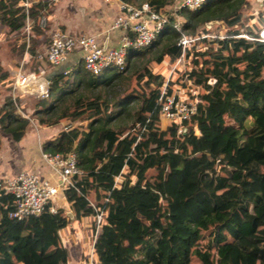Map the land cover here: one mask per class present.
<instances>
[{
	"label": "trees",
	"instance_id": "trees-1",
	"mask_svg": "<svg viewBox=\"0 0 264 264\" xmlns=\"http://www.w3.org/2000/svg\"><path fill=\"white\" fill-rule=\"evenodd\" d=\"M43 1L26 11L25 0H0V36L19 34L29 23V37L42 38ZM145 1L158 13L173 3ZM252 1L207 0L196 11L177 10L150 46L127 55L122 72L95 76L79 63L51 79L52 100L37 101L38 126L84 122L41 149L76 154L79 174L66 201L76 218L91 215L94 227L101 214L91 237L98 264H264V42L258 40L264 10L254 14ZM29 37H21L16 56L29 52L28 70L44 71ZM182 38L198 41L183 50ZM0 82L10 91L1 65ZM125 84L112 116L108 98ZM96 90L103 99L89 94ZM180 95L197 100L183 134L160 112L166 97ZM16 105L23 109L20 98L4 99L0 131L19 143L29 121L15 115ZM12 208L0 187V264H68L58 236L69 222L65 211L18 222L8 218Z\"/></svg>",
	"mask_w": 264,
	"mask_h": 264
},
{
	"label": "built area",
	"instance_id": "built-area-1",
	"mask_svg": "<svg viewBox=\"0 0 264 264\" xmlns=\"http://www.w3.org/2000/svg\"><path fill=\"white\" fill-rule=\"evenodd\" d=\"M106 4H115L118 14L115 17L110 30L119 32L118 45L109 48L105 43L99 42V35H72L59 29L51 32L49 43L45 49L36 52L35 60L45 64L49 68L58 69L67 64L70 58L76 55L77 64H82L84 69L92 75H101L105 71L115 69L122 72L127 64V55L132 51L142 50L150 46L163 32L168 21V15H174L177 10L186 9L196 11L206 4L207 0H178L169 12L165 10L161 13L156 12L143 2L139 6H134L122 0H103ZM259 2V0H254ZM23 7L27 11L29 8L28 0H25ZM40 26H45V18L41 16ZM178 26V20L175 27ZM211 26H217L210 24ZM29 31V23H26L25 30ZM239 37L247 38L243 33ZM258 40L264 42V27L258 33ZM198 41L182 38L178 45L183 50L192 43ZM34 58L28 52L16 70L11 83L9 96L13 101L19 94L35 95L40 99H48L49 83L47 81L46 70L38 73L26 69ZM182 63V61H181ZM68 70L63 73L66 75ZM162 119L165 123H176L179 126L178 134L186 131L185 123L190 121L197 112V100L189 99L180 95L168 96L165 98L160 109ZM15 115L28 120L33 124L32 119L24 115L16 105ZM72 128L70 124H65L63 130ZM41 147V145H40ZM41 160L44 164L45 175L40 171H21L12 177L0 179V187L4 194L13 198V208L8 213V218L18 222H26L36 219L48 212L56 214L59 209L58 200L66 199V191L75 189V177L79 174L77 167V157L74 152L65 156L48 155L40 151ZM119 177L115 178V183ZM90 207L94 209L93 205ZM102 216H95L94 239L100 225ZM93 254V248H92ZM90 264H93L90 262Z\"/></svg>",
	"mask_w": 264,
	"mask_h": 264
},
{
	"label": "crops",
	"instance_id": "crops-1",
	"mask_svg": "<svg viewBox=\"0 0 264 264\" xmlns=\"http://www.w3.org/2000/svg\"><path fill=\"white\" fill-rule=\"evenodd\" d=\"M37 1L38 0H28L29 6ZM45 4L46 6L42 12V16L45 18V26H40V28H46L47 31L44 36L39 39L34 37L33 34L29 37L28 31L26 33V37H29L26 38L27 47H32L37 52L42 51L47 47L51 32L56 29L78 36L97 34L99 35V42H106L109 48H114L118 45L119 32L110 30L118 14V9L115 4H106L103 0H46ZM76 60V55L70 58L69 62L66 64L67 70L73 69L74 66L77 65ZM0 65L2 69L8 73L9 78L13 80V76L19 68V65L13 66L11 63L5 64L1 62V60ZM26 69H28V66ZM57 70L58 69H52L47 66L46 73L49 76ZM2 86L3 84L0 82V89H2ZM25 96L26 95L19 94L17 98H20L22 102V98ZM6 97L2 94V91H0V106L3 105V101ZM49 129L58 130L59 125L50 127ZM3 144L5 146L3 147L2 145L0 147V179L12 177L21 171H40L42 175L46 174L44 164L41 160V147L39 144L35 146L33 135L30 134L29 131L19 143L10 141ZM71 205L72 204L68 203L65 198H60L58 200L59 208L63 209L69 218L67 226L71 225L70 220H74L75 223L73 222V225H80L76 226L77 232L74 235L71 234L70 229L69 233L73 236L71 241L67 243L64 241L62 242L69 253L68 264H90V262L98 264L92 254L91 237L94 230V218L92 217L93 220L91 221L93 230L90 228L88 233L85 232V221H76L78 218L75 217ZM63 229L58 232L59 239L64 238L67 240V233L64 232L65 230ZM83 250L87 252V257H84V259Z\"/></svg>",
	"mask_w": 264,
	"mask_h": 264
},
{
	"label": "rangeland",
	"instance_id": "rangeland-1",
	"mask_svg": "<svg viewBox=\"0 0 264 264\" xmlns=\"http://www.w3.org/2000/svg\"><path fill=\"white\" fill-rule=\"evenodd\" d=\"M177 1L178 0H173V3L172 5L170 6H166L165 7V11L166 12H169L170 8L172 6H175L177 4ZM141 2H146L145 0L144 1H140V2H137V3H141ZM135 4V3H134ZM251 10L254 14L258 13L259 11L261 10H264V0H259V2H255V1H252V7H251ZM244 21H243V26L246 25V19H247V14H244V17H243ZM211 30L214 31L215 30V27H212L211 26ZM47 31V30H46ZM26 31H22L21 33L19 34H15L14 36H10V37H5V36H0V60L1 62L7 64V63H11L13 66H18V64L21 63L23 57H24V54L23 56L18 60L17 58V48L20 44V39L22 36L25 35V37L27 36L26 35ZM49 43V41H48ZM48 45V44H47ZM27 52V51H26ZM29 53V52H28ZM30 54V53H29ZM19 62V63H18ZM116 73V70L113 69V70H110V71H105L102 73V76H110V75H113ZM75 78V75H72V79ZM126 87V84L125 86L122 85L121 88H117L116 90L114 89L113 90V94H110V97L108 98V111L107 113H110L112 116H115L117 111H118V108L119 107H113L114 103H116V101H118V99H122L124 94L127 93V90L125 92H123V89ZM0 91H2V94L6 97L9 95V92L10 91H7V88L5 86H2V89H0ZM90 95H97L98 98H101L103 99V94L101 91L99 90H96L94 91L93 93H89ZM87 94V96L89 95ZM52 100V97L51 95L49 96L48 100ZM39 100V97L35 96V95H26L25 97L22 98V106H23V109H21V112L26 115L28 118L32 119V121L34 122L33 124H29V129L28 131L30 132V134L33 135V138H34V141H35V146H38L41 145L49 140L52 139V137H55L56 134L59 132V131H63V126L65 124H70L72 127H83L84 128V122L83 123H80V121H77V122H65V123H62L59 125V129L58 130H53V129H49L50 127H42L41 126L39 127L35 121V117H34V111H35V106H36V103L37 101ZM132 106H134L136 103H131ZM127 123V122H126ZM125 124V123H124ZM62 125V126H61ZM61 126V127H60ZM46 128V129H45ZM5 142H10V140L0 131V147L3 145V147L5 146L3 143ZM93 220L92 216L89 215V216H84V217H80L78 218L76 221L78 222H82V221H85V224H84V231L88 233V231L90 230V228H92V223L91 221ZM71 221V225H68L66 226L63 230H65L64 232L67 233V237L68 239H64V238H61V243L64 241V242H68V241H71L72 239V235L71 234H75L77 232V229H76V226H80V225H73V222L74 220H70ZM75 223V222H74ZM202 227L205 229L206 226L205 224L202 225ZM70 229H71V234L69 233L70 232ZM93 230V228H92ZM63 245V243H62ZM64 246V245H63ZM65 247V246H64ZM83 252V259L84 257L86 258L87 257V252L86 251H82ZM94 256V255H93ZM95 259V258H94Z\"/></svg>",
	"mask_w": 264,
	"mask_h": 264
},
{
	"label": "water",
	"instance_id": "water-1",
	"mask_svg": "<svg viewBox=\"0 0 264 264\" xmlns=\"http://www.w3.org/2000/svg\"><path fill=\"white\" fill-rule=\"evenodd\" d=\"M67 69V65H63L61 67L58 68V70L56 72H54L53 74L47 76V81L50 82L51 79L55 76V75H62Z\"/></svg>",
	"mask_w": 264,
	"mask_h": 264
}]
</instances>
